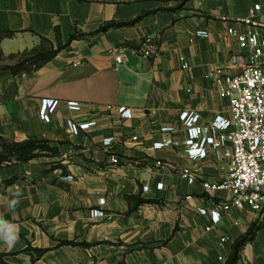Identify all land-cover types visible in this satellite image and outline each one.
<instances>
[{"label": "crops", "instance_id": "crops-1", "mask_svg": "<svg viewBox=\"0 0 264 264\" xmlns=\"http://www.w3.org/2000/svg\"><path fill=\"white\" fill-rule=\"evenodd\" d=\"M256 4L264 21V0H0V31L15 32L0 37V135L59 149L55 157L0 168V182L17 177L0 192V236L18 237L11 246L0 239V252L12 253L8 264H30L29 244L48 249L37 264H227L253 225L237 264H264V219L257 213L232 207L212 221L211 211L231 193L202 183L230 174L221 153L230 145L190 157L181 119L194 113L208 126L230 118L223 78L240 68L231 63L238 43L228 29L254 31L240 20ZM107 23L111 28L97 32ZM57 31L63 43L85 36L32 75L1 69L40 36L56 42ZM146 37L158 41L155 57L115 65L106 53L113 46L138 49ZM44 100L55 101L50 121L41 117ZM185 168L196 183L182 176Z\"/></svg>", "mask_w": 264, "mask_h": 264}, {"label": "built area", "instance_id": "built-area-1", "mask_svg": "<svg viewBox=\"0 0 264 264\" xmlns=\"http://www.w3.org/2000/svg\"><path fill=\"white\" fill-rule=\"evenodd\" d=\"M260 9V4L254 5L250 14L240 20L253 27L254 31L239 33L233 28L228 29V34L235 37L238 43V51L231 57V63L240 68L237 73L223 78L224 94L230 103V118L217 117L210 125L203 126L198 124V115L189 112L181 114V119L189 127L186 143L190 157H205L211 150L219 153L225 144L230 145V149L221 152L230 159V174L221 181L202 183L209 191L231 193L229 199L219 202L211 211L214 224L232 207L250 209L264 219V21L256 18ZM203 34L206 36V33ZM159 50L158 41L146 37L138 49L113 46L106 53L115 65H121L133 56L155 57ZM184 67H187L186 63ZM54 103L53 100L43 101L41 117L45 121H50L51 116L47 111ZM68 107L72 110L81 109L77 102L68 103ZM119 112L127 117L131 114L125 107H120ZM69 128L73 134L80 132L79 126L73 121L69 122ZM169 142L158 143L157 147H163ZM106 143L110 144L111 139H107ZM119 161L116 155L111 156L113 164ZM182 176L189 183L197 181V175L187 168L183 170ZM101 203L105 204V199ZM201 212L207 211L201 209ZM93 214L107 216L103 210H94ZM207 230L210 231L211 226ZM226 240L227 237L221 239L222 242Z\"/></svg>", "mask_w": 264, "mask_h": 264}, {"label": "trees", "instance_id": "trees-1", "mask_svg": "<svg viewBox=\"0 0 264 264\" xmlns=\"http://www.w3.org/2000/svg\"><path fill=\"white\" fill-rule=\"evenodd\" d=\"M113 24L107 23L100 27L97 32H102L111 28ZM14 31H0V37L12 36ZM94 34V33H93ZM85 36L82 33L72 34L67 43H63L60 32L57 31L56 42L40 36V42L32 49L11 54L7 57V63L1 65V69L9 70L13 75H32L44 67L48 62L53 60L60 51L66 48L73 40ZM130 47V46H129ZM0 168L10 163H26L39 157H55L59 155V149L52 146L47 140L29 138L24 141H15L0 135ZM17 177L0 182V192H5L6 188L15 182ZM256 225H253L247 235L238 239L234 245L233 252L227 264H237L240 258L242 247L253 239ZM62 245L73 244L70 241H61ZM31 256L30 264H37L40 258L48 252V249L33 247L31 244L24 250ZM12 253L0 252V264H8V257Z\"/></svg>", "mask_w": 264, "mask_h": 264}, {"label": "clouds", "instance_id": "clouds-1", "mask_svg": "<svg viewBox=\"0 0 264 264\" xmlns=\"http://www.w3.org/2000/svg\"><path fill=\"white\" fill-rule=\"evenodd\" d=\"M17 238H18L17 235H16L15 233H12V232H9V233L6 234V235L0 236V239H4L5 242H6L9 246H11V245L15 242V240H16Z\"/></svg>", "mask_w": 264, "mask_h": 264}]
</instances>
